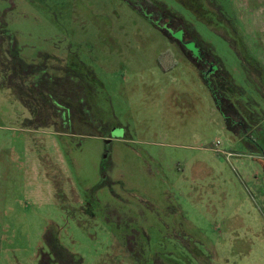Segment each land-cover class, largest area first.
<instances>
[{
	"label": "rangeland",
	"instance_id": "374dc122",
	"mask_svg": "<svg viewBox=\"0 0 264 264\" xmlns=\"http://www.w3.org/2000/svg\"><path fill=\"white\" fill-rule=\"evenodd\" d=\"M0 264H264V0H0Z\"/></svg>",
	"mask_w": 264,
	"mask_h": 264
},
{
	"label": "flooded vegetation",
	"instance_id": "af4514ba",
	"mask_svg": "<svg viewBox=\"0 0 264 264\" xmlns=\"http://www.w3.org/2000/svg\"><path fill=\"white\" fill-rule=\"evenodd\" d=\"M131 5L134 8V11L142 15L149 23H151L153 27L160 30L165 36L174 40V42L184 51V53H186L190 63H194L195 66H193L199 72L206 86L209 87L214 85L213 83L216 81L215 77L218 73L215 61L207 57L199 43H197V41L186 32L183 25H176L175 23L173 24L172 21L168 19V17H165L163 14L161 15L159 12L155 11V9L145 7L144 4ZM177 35L181 37L180 41L175 38ZM188 41L194 42L196 52L189 51L183 46V42ZM219 85H221L220 80H218L215 86L219 87ZM247 113L248 112L244 111L242 113L245 124H249L252 121V119L249 118L250 114L247 115Z\"/></svg>",
	"mask_w": 264,
	"mask_h": 264
},
{
	"label": "trees",
	"instance_id": "16d2710c",
	"mask_svg": "<svg viewBox=\"0 0 264 264\" xmlns=\"http://www.w3.org/2000/svg\"><path fill=\"white\" fill-rule=\"evenodd\" d=\"M175 24L176 25H182V24H180V21H177ZM10 48H13V47L10 46L9 49ZM11 52H13V54L11 53L12 57L13 58L16 57L13 60V62H14V61H16L18 59L17 58V54H16V52L14 50H11ZM210 58L212 60H216V58H214L213 56H210ZM16 65L20 66V69H22L23 66H26V65H23L22 63H16ZM216 68L218 70V73H217V75L215 77L216 81L213 83L214 85H211L209 87L207 86V87L210 90V93H211V95H212V97H213V99L215 101L216 108L220 111V113L222 114V116L224 118L225 126L227 127V129L235 131L236 128H234V126L232 125V120H231V117H230L232 115V113H233L232 112L233 111L232 110L233 107H232L231 103L229 102V100H227V98L224 96L225 94L230 93L231 90H234V86H233V84L231 83V80H230V84H229V86H231L230 89H223L222 88V83H223V81L226 82L224 74L227 77H229V76H228L227 73L224 72V70H222V68H220V66L218 65V61L216 63ZM218 80H220L221 85H219V87L218 86L216 87L215 85L218 82ZM24 81H26V80H24Z\"/></svg>",
	"mask_w": 264,
	"mask_h": 264
},
{
	"label": "water",
	"instance_id": "95a60500",
	"mask_svg": "<svg viewBox=\"0 0 264 264\" xmlns=\"http://www.w3.org/2000/svg\"><path fill=\"white\" fill-rule=\"evenodd\" d=\"M175 38H177V40H181V37L179 35L175 36ZM194 42L192 41H188V42H183V46L189 50V51H193V52H196L195 50V46H194Z\"/></svg>",
	"mask_w": 264,
	"mask_h": 264
},
{
	"label": "built area",
	"instance_id": "2783aa9c",
	"mask_svg": "<svg viewBox=\"0 0 264 264\" xmlns=\"http://www.w3.org/2000/svg\"><path fill=\"white\" fill-rule=\"evenodd\" d=\"M218 145H219V141L217 140V141H215V149H214L215 152H219L216 148V147H218ZM227 155L229 156L230 154H227Z\"/></svg>",
	"mask_w": 264,
	"mask_h": 264
}]
</instances>
